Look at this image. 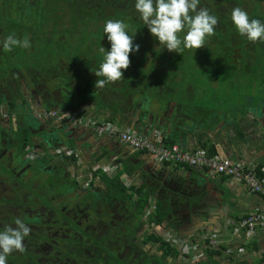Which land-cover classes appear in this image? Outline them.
<instances>
[{"label":"crops","instance_id":"1","mask_svg":"<svg viewBox=\"0 0 264 264\" xmlns=\"http://www.w3.org/2000/svg\"><path fill=\"white\" fill-rule=\"evenodd\" d=\"M151 62L171 85L170 90L163 89L159 95L152 94L145 82H132L130 75L133 73L135 81H146V77L131 69L127 71L130 75L125 73L124 79L112 83V86L106 84L104 93L99 97L93 96L96 88L72 96L74 105L64 111H72L99 122H114L124 130L148 136L154 143L167 139L184 150H202L208 155L207 149L213 147L215 155L264 166V96H256L255 100L252 96L248 103L236 108L211 109L205 103V88L200 78L191 79L182 73L171 77L166 73L168 69L165 72L159 69L160 65L164 67L163 60L155 57ZM149 64L145 65L148 66L146 68H150ZM173 71H177V68ZM166 76H169V80ZM172 82L174 84H170ZM196 86L202 92L198 94L199 102L193 103L191 99L197 94ZM26 99L31 104L30 94L26 95ZM37 100H33L36 106H31L38 112L43 109ZM149 103L156 105L159 115L166 111L169 114L162 124H154L145 132L138 130L132 116L135 113L144 114L145 109L142 108ZM214 112L216 117L212 120ZM37 124L49 128L63 127L65 143L69 148H74V155L67 157V167L64 166L73 174V182L83 187L89 183L100 193L107 190L113 194L111 198L119 200L122 196L116 194L115 185H109V180L119 176L123 186L128 189L127 194L133 195L132 200H146L143 217L146 219L147 233L154 230L164 241L171 243L174 240L177 246L198 241L202 233H208L220 241L219 248L211 249L221 251L218 255H211L207 251L209 249L204 248L199 261H209V264H264V223L251 235L237 231L239 220L250 212L264 210V195L250 192L237 180L212 176L201 168L158 162L146 153L134 151L117 137L99 136L90 127H73L68 125L70 123L53 120H38ZM64 146L58 145L57 148ZM140 187L146 191V198L136 192ZM158 205L170 211L166 212L162 225L155 226L156 218L152 220L150 217ZM177 246L178 255L171 262H199L193 256H181Z\"/></svg>","mask_w":264,"mask_h":264},{"label":"flooded vegetation","instance_id":"2","mask_svg":"<svg viewBox=\"0 0 264 264\" xmlns=\"http://www.w3.org/2000/svg\"><path fill=\"white\" fill-rule=\"evenodd\" d=\"M61 1L66 10L65 1H70ZM134 3L127 0L128 7L102 11L111 15L122 12V18L111 19L123 20L129 35L135 33L159 44L149 36L135 8H130ZM201 5L218 17L215 34L206 39L204 48L219 49L218 59L233 70L245 64L249 72L250 65L264 60V43L241 37L230 16L232 8L240 7L250 19L264 22V0H201ZM98 21L101 20L97 18ZM142 53L147 55V51L140 50ZM24 88L32 99L37 97L36 91ZM28 108L36 118L37 111ZM14 111L10 105L0 103V230L20 218L31 232L25 239V251L11 254L7 264H174L171 259L175 256H165L161 249L163 239L155 232H146L145 208L137 209L136 201L131 202L127 195L115 200L107 190L100 193L89 183L83 187L73 182V174L64 167L67 157L73 154L59 157L54 153L58 144L52 141L54 135H48L52 128L37 124V118L35 124H25ZM45 120L50 119L41 118ZM26 132L30 134V144L25 141ZM154 212L151 219H155ZM167 243L177 250L174 240Z\"/></svg>","mask_w":264,"mask_h":264},{"label":"trees","instance_id":"3","mask_svg":"<svg viewBox=\"0 0 264 264\" xmlns=\"http://www.w3.org/2000/svg\"><path fill=\"white\" fill-rule=\"evenodd\" d=\"M62 4L61 0H0V42L9 34H14L17 38H29L31 47L28 49L16 48L11 52L0 50V103L8 104L11 109L18 114V118L22 119L25 124H35L33 112L30 113L31 104L36 106L34 99L31 104L26 99V95L22 90V86H27L36 91L38 104L41 109L64 111L71 109L74 105L72 96L76 94L82 95L95 89V81L97 77L94 72L99 68L103 55L100 53V46L105 47L106 51L110 49V44L105 43L106 34L103 33V24L106 20L122 18L123 13L120 12L111 15L102 11L106 8H123L127 0H68ZM134 2V0H129ZM134 8V5H130ZM100 22L98 24L97 22ZM98 24L94 27V24ZM98 41V43H96ZM139 51L130 53V65L124 71L131 70L134 64L141 65L136 57L139 56L141 44L137 43ZM163 49L153 51V56H162L165 54ZM148 51V47L143 49ZM68 64V67L66 65ZM150 68H145L147 73L146 84L147 90L152 94L159 95L163 89L170 90L169 83L164 77H154L156 66L153 62ZM133 72V71H132ZM130 73V72H128ZM185 73H182L184 75ZM60 81L65 88H59L62 98L54 91L55 82ZM183 81H185L183 77ZM49 82V83H48ZM170 84H174L173 82ZM50 85L53 89H50ZM111 84L109 83L108 86ZM72 89H71V88ZM103 88H96L93 96L99 97L104 93ZM28 89V90H29ZM36 101V100H35ZM21 104L22 108L18 110L17 104ZM31 109H34L32 107ZM53 120V119H51ZM55 121V120H53ZM26 142L31 143L30 134L26 132ZM166 144H174L165 139ZM59 151V149L57 148ZM210 155H215L216 150L211 147L207 149ZM60 155L64 156L62 152ZM74 155V154H73ZM114 184L116 194L119 197L127 195L129 200L134 202L128 195V189L123 186L118 177L109 180V185ZM121 188V191L119 189ZM134 188V186H130ZM137 192L143 197L146 191L143 187L137 189ZM147 201L141 199L140 202H134L137 209L143 210ZM139 207V208H138ZM166 209L162 205L156 207L154 217L155 224L162 225ZM154 220V219H152ZM161 239H158L160 241ZM161 249L165 256L177 257V250L167 241H162ZM219 248V247H218ZM211 250V251H210ZM211 255H218L221 249L207 250ZM197 264H209V261L200 260Z\"/></svg>","mask_w":264,"mask_h":264},{"label":"clouds","instance_id":"4","mask_svg":"<svg viewBox=\"0 0 264 264\" xmlns=\"http://www.w3.org/2000/svg\"><path fill=\"white\" fill-rule=\"evenodd\" d=\"M134 8L149 33L169 52L181 54L186 49L204 47L206 39L215 34L218 24V17L202 6L201 0H135ZM230 16L241 37L252 43H264V22L250 19L248 12L240 7L232 8ZM127 27L123 20L105 21L103 33L110 49L106 51L100 46L103 58L94 72L97 77L95 88L121 80L123 70L130 65V53L139 51L140 46L134 43ZM30 47L29 38H17L14 34H9L0 42V50L4 52ZM30 232L31 227L20 218L15 220L14 225H5L0 230V264H7L11 254L25 251V239Z\"/></svg>","mask_w":264,"mask_h":264},{"label":"built area","instance_id":"5","mask_svg":"<svg viewBox=\"0 0 264 264\" xmlns=\"http://www.w3.org/2000/svg\"><path fill=\"white\" fill-rule=\"evenodd\" d=\"M39 118H49L60 123H70L75 126L90 127L99 136L117 137L122 143L131 147L134 151L146 153L156 161L179 166L201 168L212 176H226L230 179L243 183L247 189L256 194L264 195V166L247 164L244 160H232L223 155H208L205 151H187L179 144H166L165 142L154 143L148 136L141 135L131 130H124L114 122H99L92 118L81 116L72 111L39 110ZM60 150V149H59ZM69 156L73 152L66 153ZM264 223V210L250 212L237 223V231L246 232L247 235L254 233L255 229ZM220 241L211 234L202 233L198 241L184 243L177 246L181 256H193L199 261L204 254V248H218ZM194 254V255H193Z\"/></svg>","mask_w":264,"mask_h":264},{"label":"rangeland","instance_id":"6","mask_svg":"<svg viewBox=\"0 0 264 264\" xmlns=\"http://www.w3.org/2000/svg\"><path fill=\"white\" fill-rule=\"evenodd\" d=\"M254 13H258L259 15H262V12L260 10H255ZM133 37H138L140 35H136L135 33L132 34ZM151 34L149 33V36ZM152 36V35H151ZM105 42H108L106 37L104 38ZM141 41V50L148 47L147 55L145 54H139V56L136 57L137 61L140 62L141 65L134 64L131 66L133 68V71H135L137 74H143L146 75L147 70L145 69L148 66H145L151 62L152 59L157 57L158 59L163 60V65L159 66V69L165 72L166 69L167 72L171 77L176 75L177 73H185V76L193 79L200 78L202 80L203 87L205 88V103L211 108H218V107H225V108H236L238 106H244L248 101H250L251 97L253 96V99L255 100V97L261 98L264 96V60H260L258 64L250 65L249 66V72H246V65L242 64V66L237 69L233 70V68L230 67L229 64L222 62L220 58L218 59L217 51L219 49L215 47L206 46L198 48L196 50L193 49H186L181 54L176 52H169L167 49H163V52L165 54L164 57L161 56H153V51H149L150 49L156 51L158 49H162L163 46H159V44H156L154 42L145 41L141 36L140 38H137V40L134 38V42ZM98 43V41H96ZM146 47H145V46ZM207 49V51H206ZM195 51V52H194ZM194 52V54H193ZM210 52V53H209ZM153 56V57H152ZM68 67V64L66 65ZM177 68V71H173V69ZM0 69V73H1ZM127 74H129L127 71H124ZM130 75V74H129ZM134 75V73H133ZM132 76V82L133 83H143L146 81L137 80L135 81V78ZM163 77V75H160V72L157 71L156 66V73L153 75L156 76L155 79H158V76ZM125 73H123L122 79H124ZM169 80V76H166ZM49 83V82H48ZM60 81H58V84L55 82V89H53V86L50 85V89L48 91H54L58 96L59 99L62 98L61 93L62 91L59 88H64ZM26 89V86H24ZM71 88V87H70ZM65 89V88H64ZM72 89V88H71ZM197 94L192 97L191 100L193 103L199 102L197 101L199 96L198 94L201 93L200 87L196 86ZM255 95V96H254ZM256 103V102H255ZM18 110L22 108V105L19 103L17 104ZM216 117V113L212 115V120ZM210 119V120H211ZM78 127V126H77ZM52 132L48 133V135L52 136L54 135L58 130L61 128L57 127H51ZM55 142L54 144H61V142H57L55 138L53 139ZM67 150L68 152H73L74 149L69 148L67 145L60 148L58 151L57 148L54 151H56V154L59 155L60 151ZM52 151V152H53ZM50 154L53 156L50 152ZM70 156V155H69ZM51 160V159H50ZM55 162L54 160L51 161V163ZM154 231V230H153ZM152 231V232H153ZM151 244V243H150ZM173 261V259H172Z\"/></svg>","mask_w":264,"mask_h":264},{"label":"water","instance_id":"7","mask_svg":"<svg viewBox=\"0 0 264 264\" xmlns=\"http://www.w3.org/2000/svg\"><path fill=\"white\" fill-rule=\"evenodd\" d=\"M37 102H38V100H37ZM142 109H145V110H143L145 112L144 114L135 113L132 116L135 125L138 126V130H141V131H145L146 132V131L149 130L150 126H153L154 124H162L164 122V120L166 118H168L167 115L169 114V112L166 111L162 116L159 115L157 113V110H156V105H154V104H150L149 103L146 108H142ZM36 118H37V121L38 120H41V118L37 117V114H36ZM36 118H33V119H36ZM66 124H68V123H66ZM68 125H71L73 127H77V126H75L73 124H68ZM62 128L63 127H61V129L58 130L54 134L53 139L55 138V140L57 142H61V144L67 145L65 143L63 137H62L63 136L62 132H65L64 130H62ZM64 128L67 129L68 127H64ZM59 131H60V133H59ZM53 139H52V141H53ZM52 141H49V143L50 144L51 143L53 144L54 141L53 142ZM58 145H60V144H58ZM70 145H72V144L70 143ZM72 146H75L74 143H73ZM72 149H74V148H72Z\"/></svg>","mask_w":264,"mask_h":264}]
</instances>
